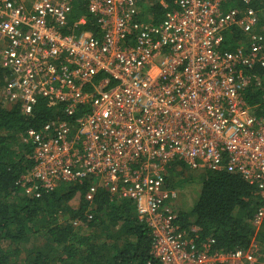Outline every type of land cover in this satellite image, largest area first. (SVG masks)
Listing matches in <instances>:
<instances>
[{"label": "built area", "instance_id": "built-area-1", "mask_svg": "<svg viewBox=\"0 0 264 264\" xmlns=\"http://www.w3.org/2000/svg\"><path fill=\"white\" fill-rule=\"evenodd\" d=\"M76 1L0 0L4 101L31 114L44 99L60 105L62 116L20 134L33 162L18 181L22 193L39 198L89 179L88 210L98 189L112 200H133L161 264H264V246L254 238L225 251L213 248L212 238L199 242L196 225L182 230L177 193L165 185L176 161L238 174L262 200L250 221L255 231L262 225L264 115L244 95L261 84L254 70L264 66L257 27L264 7L258 11L253 0H159L166 11L151 24L139 17L140 0H81L99 28L94 35L78 32L84 16L70 24ZM232 27L247 41L223 51V33Z\"/></svg>", "mask_w": 264, "mask_h": 264}, {"label": "trees", "instance_id": "trees-1", "mask_svg": "<svg viewBox=\"0 0 264 264\" xmlns=\"http://www.w3.org/2000/svg\"><path fill=\"white\" fill-rule=\"evenodd\" d=\"M138 4L141 20L151 24L162 21L166 9L159 0H140ZM252 6L262 12L264 0H253ZM82 16L86 22L78 32L99 35L95 18L84 2L77 0L69 16L70 24ZM260 17L259 30L264 25V17ZM246 41V34L232 27L223 33L221 49L233 51ZM254 72L261 77V84L249 86L244 96L249 105H258L256 114L264 115V66H256ZM6 75L7 71L0 69V90ZM59 109L60 105L53 106L44 99L38 100L31 114L21 113L17 106H0V264H161L150 253L151 230L138 219L133 200H112L105 189H98L92 209L88 210L85 197L89 179L61 184L39 198L22 193L18 181L33 162L29 157L32 145L21 143L19 136L28 128L38 129L61 116ZM175 164L193 170L181 161L172 163L165 182L170 189H177L182 182L176 179L180 173ZM200 184L190 209L181 203L178 210L177 202L173 206L182 230L198 226V241L212 238L217 250L243 249L253 238L264 246V221L258 231L250 223L262 204L253 185L226 171H206ZM87 214L92 215L88 222ZM73 221L80 224L74 225Z\"/></svg>", "mask_w": 264, "mask_h": 264}, {"label": "rangeland", "instance_id": "rangeland-1", "mask_svg": "<svg viewBox=\"0 0 264 264\" xmlns=\"http://www.w3.org/2000/svg\"><path fill=\"white\" fill-rule=\"evenodd\" d=\"M264 25H262L263 27ZM260 31H264V29L260 27ZM0 106L4 108H10L11 105L7 104L1 94L0 91ZM181 165V164H180ZM176 172L178 171L180 173V176L177 177V181L179 182V179L182 180V182H179V185H176L177 189H174L177 193V204L178 210H180L181 203L182 206L186 209H190V207L193 206L195 200L198 197L199 191H200V177L204 175V173L200 169H193V170H187L185 167L175 164L174 166ZM181 170H178V169ZM185 168V170H183ZM169 175V173H168ZM167 175V176H168ZM192 175V176H191ZM188 179V180H187ZM179 196V197H178ZM70 205L75 206L74 201H70ZM180 206V208H179Z\"/></svg>", "mask_w": 264, "mask_h": 264}, {"label": "clouds", "instance_id": "clouds-1", "mask_svg": "<svg viewBox=\"0 0 264 264\" xmlns=\"http://www.w3.org/2000/svg\"><path fill=\"white\" fill-rule=\"evenodd\" d=\"M1 91V90H0ZM239 249H241V248H239Z\"/></svg>", "mask_w": 264, "mask_h": 264}, {"label": "bare ground", "instance_id": "bare-ground-1", "mask_svg": "<svg viewBox=\"0 0 264 264\" xmlns=\"http://www.w3.org/2000/svg\"><path fill=\"white\" fill-rule=\"evenodd\" d=\"M182 162V161H181Z\"/></svg>", "mask_w": 264, "mask_h": 264}, {"label": "crops", "instance_id": "crops-1", "mask_svg": "<svg viewBox=\"0 0 264 264\" xmlns=\"http://www.w3.org/2000/svg\"><path fill=\"white\" fill-rule=\"evenodd\" d=\"M22 143V142H21Z\"/></svg>", "mask_w": 264, "mask_h": 264}]
</instances>
